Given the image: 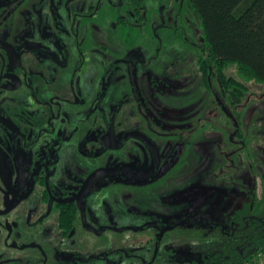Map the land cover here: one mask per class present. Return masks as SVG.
Segmentation results:
<instances>
[{
	"label": "flooded vegetation",
	"instance_id": "flooded-vegetation-1",
	"mask_svg": "<svg viewBox=\"0 0 264 264\" xmlns=\"http://www.w3.org/2000/svg\"><path fill=\"white\" fill-rule=\"evenodd\" d=\"M76 1L0 0V264L91 263L103 255L104 243L106 249L116 246L108 233L115 228L108 204L115 198L119 183L135 187L138 181L148 186L168 183L174 171L182 170V161L192 166L198 155L197 138L188 144L182 137L191 129L170 128V122H163L159 113L127 112L135 102L146 103L150 95L134 93L110 108L102 106L100 97L85 99L80 79L84 66L81 38L71 29L73 18L78 19L83 12L61 18L62 24L52 15L55 8L69 7ZM98 1L102 0L92 2L88 14L94 12ZM130 3L131 16L144 26V0ZM173 3L170 0L169 15ZM185 4L192 12L188 0ZM173 18L170 23H174ZM119 24L127 25L128 21L119 18ZM196 36L201 43L200 33ZM148 81L153 82L152 88L162 90L160 79L149 76ZM146 115L153 128L144 121ZM239 120L237 117L235 132L242 138ZM111 130L122 143L120 149L104 146L103 138ZM132 132L155 145L158 164L140 137L125 140ZM157 132L175 137L161 148ZM240 147L244 148L245 142H240ZM119 154H124L120 161ZM238 163L239 167L245 165L241 151ZM106 169L117 173L95 178L83 193L87 181ZM234 219L230 232H219L228 242L218 253L220 264L234 261L225 256L232 242L240 241L234 231L241 223Z\"/></svg>",
	"mask_w": 264,
	"mask_h": 264
},
{
	"label": "rangeland",
	"instance_id": "rangeland-1",
	"mask_svg": "<svg viewBox=\"0 0 264 264\" xmlns=\"http://www.w3.org/2000/svg\"><path fill=\"white\" fill-rule=\"evenodd\" d=\"M93 1L78 0L52 13L59 24L65 16L84 14L73 18L71 29L81 38L85 99L100 97L102 106L110 108L134 93L150 95L127 112L159 113L168 127L191 129L182 137L188 144L197 138L198 155L192 166L182 161V170L174 171L168 183H119L108 204L115 224L108 233L116 246L106 249L104 243L103 255L89 264H220L218 253L228 242L219 232L231 231L235 212L251 196L256 209L264 204V86L249 83L247 95L237 97L224 93L218 79L210 88L204 84L198 69L199 21L185 0H173V16L168 14L170 0H144V26L131 16L130 0L98 1L90 15ZM119 18L128 24H119ZM227 75L234 76L235 68ZM149 76L161 80L162 90L152 88ZM236 116L242 138L235 132ZM144 121L153 128L149 116ZM174 137L160 133L158 144L164 148ZM239 151L245 160L241 167ZM123 157L119 154V161ZM243 264H264V254Z\"/></svg>",
	"mask_w": 264,
	"mask_h": 264
},
{
	"label": "trees",
	"instance_id": "trees-1",
	"mask_svg": "<svg viewBox=\"0 0 264 264\" xmlns=\"http://www.w3.org/2000/svg\"><path fill=\"white\" fill-rule=\"evenodd\" d=\"M188 4L199 21L198 66L204 84L209 86L216 78L223 90L237 97L247 95L249 83L264 86V0H188ZM231 67L234 76L227 75ZM233 217L241 223L234 231L240 241L232 242L225 256L243 264L264 252V204L256 210L251 196Z\"/></svg>",
	"mask_w": 264,
	"mask_h": 264
},
{
	"label": "water",
	"instance_id": "water-1",
	"mask_svg": "<svg viewBox=\"0 0 264 264\" xmlns=\"http://www.w3.org/2000/svg\"><path fill=\"white\" fill-rule=\"evenodd\" d=\"M132 137H140L142 140L145 141V143L150 147V149L154 153V156H155V158L157 160L156 162L158 164L159 156H158V151H157L155 145L148 138H146L145 136H143L142 134H140L138 132H132V133L127 134L125 136V140L129 139V138H132ZM103 143H104L105 148H107V149H120L122 147V143L118 142L115 139L114 134H113V130H111L110 133H108L107 135L104 136ZM113 173H117V171L116 170L114 171V170H111V169H106V170H102L101 172L97 173L96 175H94L93 177H91L87 181L86 186H85V188L83 190V193L85 192V190L87 188L90 187V185L92 184L93 180H95V178H97L99 176H106V175L113 174Z\"/></svg>",
	"mask_w": 264,
	"mask_h": 264
},
{
	"label": "built area",
	"instance_id": "built-area-1",
	"mask_svg": "<svg viewBox=\"0 0 264 264\" xmlns=\"http://www.w3.org/2000/svg\"><path fill=\"white\" fill-rule=\"evenodd\" d=\"M263 254H264V252H259L256 256H259L262 258Z\"/></svg>",
	"mask_w": 264,
	"mask_h": 264
}]
</instances>
